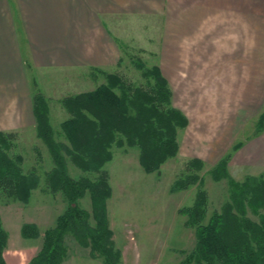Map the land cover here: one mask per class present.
I'll list each match as a JSON object with an SVG mask.
<instances>
[{
	"label": "crops",
	"instance_id": "crops-1",
	"mask_svg": "<svg viewBox=\"0 0 264 264\" xmlns=\"http://www.w3.org/2000/svg\"><path fill=\"white\" fill-rule=\"evenodd\" d=\"M123 41L154 57L188 158L264 171V0H0V131L36 126V88L61 100L105 83ZM22 248L6 264H27Z\"/></svg>",
	"mask_w": 264,
	"mask_h": 264
},
{
	"label": "trees",
	"instance_id": "trees-1",
	"mask_svg": "<svg viewBox=\"0 0 264 264\" xmlns=\"http://www.w3.org/2000/svg\"><path fill=\"white\" fill-rule=\"evenodd\" d=\"M143 75L144 82L136 85L117 73H106L105 83L65 96L61 103L70 116L61 122V128L68 145L54 139L47 100L39 91L34 93L37 135L49 148L54 162L46 173V183L49 191L63 194L67 207L55 224L44 230L41 247L28 264H63L67 233L102 256L107 264H118L105 210L111 188L104 164L112 158L111 147L124 143L137 146L143 169L153 172L177 155V129L187 123L186 116L171 104V91L159 68H145ZM263 119L264 113L259 121ZM13 134L0 131V191L25 202L39 178L34 172L21 170L20 157L12 159L4 152ZM65 153L87 174L71 177ZM229 157V153L222 157L212 170L225 173ZM203 166L202 159L187 158L173 188L184 189L195 183ZM229 183V200L207 220L209 198L204 188L198 190L191 205L179 209L187 215L186 223L195 227L196 241L176 264H264V173L249 175L243 181L230 178ZM86 191L91 199V213L77 203ZM22 234L33 238L38 236V230L34 224L24 223ZM5 245L6 233L0 218V264H5Z\"/></svg>",
	"mask_w": 264,
	"mask_h": 264
},
{
	"label": "rangeland",
	"instance_id": "rangeland-1",
	"mask_svg": "<svg viewBox=\"0 0 264 264\" xmlns=\"http://www.w3.org/2000/svg\"><path fill=\"white\" fill-rule=\"evenodd\" d=\"M122 43L120 61L111 73H117L130 84H142L145 80L144 69L152 67L154 57L148 52L136 49V46H130L127 41ZM59 78L61 79V77L57 79ZM114 89L120 92L119 87ZM36 90L42 93L47 104L48 98L51 99V115L48 117L54 139L68 145L61 128V122L70 116L65 108L60 110V102L65 96L60 100L56 98V94L46 97L40 88H36L35 92ZM170 102L174 105L171 99ZM6 132L14 133V137L9 139L4 152L12 159L20 157L21 170L26 173L34 172L39 182L25 202L0 191V218L6 233L3 254L6 246L23 247L21 249L23 254L33 258L40 249L37 246L40 241L42 242L44 230L55 224L57 216L66 210L67 202L60 191H49L46 173L52 169L54 162L49 148L37 135L36 126ZM185 136L186 130H180L177 138L181 144V152L178 151L175 157L167 159L153 172H146L143 169L137 146H128L125 143L120 146L112 145V158L104 164L111 188L105 210L111 230V247L118 256V264H176L194 247L196 241L195 227L186 223L187 215L181 213L179 209L191 205L198 190L204 188L209 198L205 219L207 220L214 210H219L222 204L229 200V179L243 181L246 178V175L237 177L228 165L225 167V174L219 170H212L216 163L206 164L203 161L204 166L198 172L199 180L184 189H174V180L184 170V161L188 158L182 152ZM64 155L71 177L78 178L87 174L74 165L66 153ZM263 173L264 171L254 176ZM77 203L80 208L91 213L92 204L88 191ZM90 222L94 223L91 216ZM24 223L34 224L38 236L24 237L22 234ZM65 246L67 255L63 264H107L102 256L92 251L89 246H82L70 233L65 236ZM13 251L14 249H11L9 253Z\"/></svg>",
	"mask_w": 264,
	"mask_h": 264
}]
</instances>
